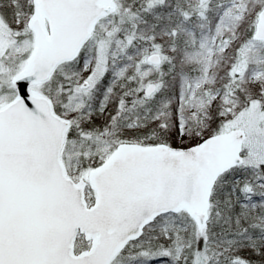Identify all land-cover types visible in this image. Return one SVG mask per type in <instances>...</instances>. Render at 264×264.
<instances>
[{
	"label": "snow or ice",
	"instance_id": "obj_1",
	"mask_svg": "<svg viewBox=\"0 0 264 264\" xmlns=\"http://www.w3.org/2000/svg\"><path fill=\"white\" fill-rule=\"evenodd\" d=\"M0 264H264V0H0Z\"/></svg>",
	"mask_w": 264,
	"mask_h": 264
}]
</instances>
